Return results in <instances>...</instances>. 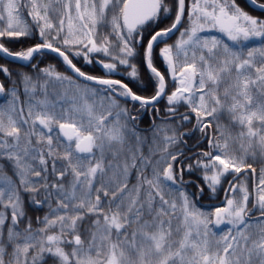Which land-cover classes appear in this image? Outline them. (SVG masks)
Returning <instances> with one entry per match:
<instances>
[{
	"label": "snow or ice",
	"instance_id": "snow-or-ice-1",
	"mask_svg": "<svg viewBox=\"0 0 264 264\" xmlns=\"http://www.w3.org/2000/svg\"><path fill=\"white\" fill-rule=\"evenodd\" d=\"M250 2L264 10V3ZM60 5L62 10L57 7ZM22 10L31 17L43 42L21 51H10L0 43V53L30 62L42 50H51L63 58L78 78L99 87L81 88L71 77L51 66L31 65L47 78L42 83L39 75L34 78L28 73H18L25 95L33 99L25 114L23 107L16 106L18 89L13 86L9 90L12 97L9 109L0 108V158L13 163L14 174L19 179L17 187L12 180L0 178L3 184L0 205L11 208V227L6 232V218L0 214V237H3L0 264H28L27 256L36 248L40 255L52 254L62 264H264V168L260 170L251 208L253 194L246 183H241L230 185L232 195L226 194L223 207H215L214 212L200 211L193 198L202 196L204 189L199 188L195 193L184 190L188 183L183 178L184 161L190 157L177 145L184 143L187 133L178 132L179 123L168 122L176 118L173 106L187 103L196 115L197 127L205 132L226 110L232 121L244 129L239 133L240 140L247 138L250 148L251 141L257 138L260 158L264 161V134H261L264 132V19L249 15L237 0H193L190 10L186 8V0H175L174 7H169L166 0H0V22L6 20V26L0 28V38L31 35V29L21 18ZM173 11L174 20L169 27L153 28ZM50 13L60 14L58 24L52 22ZM186 14L189 26L180 31L174 44H165L160 49L173 80L179 79L180 87L167 95L170 107L161 125L153 121L149 128L138 131V117L121 108L114 97L137 101L142 108L151 106L159 112L155 102L166 95V83L165 76L153 65L154 46L163 42L162 37L179 31ZM100 27H110L115 44L108 36L97 43L95 37ZM212 29L226 36L232 45L217 36L202 35ZM254 41L260 47L247 48V43ZM56 45H62L64 50ZM75 46L84 49L76 51L75 56L83 55L91 63L89 54L103 53L115 61H98L103 69L111 74L117 71V64L126 65L132 69L131 77L138 73L130 58L137 55V47L142 48L146 66L157 80L155 95L140 96L121 80L87 75L69 58L70 49ZM112 48L118 49L117 55L111 54ZM174 49L176 58L184 57L178 77ZM0 72L11 75L3 65ZM225 81L231 82L220 94ZM50 84H67L75 94L69 96L66 89L55 101L50 100ZM253 89L257 91L255 96ZM38 90L44 99H34ZM0 93H5L3 83ZM51 95H56L54 89ZM114 109L119 111L114 113ZM188 120L189 114L181 115V121ZM216 131L224 143L209 140L212 150L199 153L202 159L195 165L206 172L215 169L211 176L203 177L212 193L216 192L221 178L230 172L255 174L256 168L247 161L257 158V153L249 152L242 143L241 154L229 155V140L233 138L230 134L225 137L219 124ZM161 132L165 133L162 137L158 135ZM142 133L151 134V145H156L159 139L164 147L149 146L148 155H144L149 136ZM50 159L51 173L58 181L51 185L47 182ZM193 167L187 165L189 171ZM69 174L73 179L66 187L64 181ZM133 175L136 183L131 184ZM40 181L44 183L38 186ZM51 189L59 197L53 214H64L55 215V219L45 217L42 229L33 230L29 223L22 231L18 230L25 215L20 191L38 195L41 190L51 194ZM254 212L260 216L254 217ZM86 217H95L83 230L87 247L78 231ZM225 224L229 226L227 233L211 239L216 235L213 227ZM57 226L58 234H47ZM254 226H259L258 231H252ZM68 234H72V240L65 239ZM62 244H73L72 252H65ZM21 255L25 257L23 262ZM5 256L9 259L5 260ZM32 264H38L36 256Z\"/></svg>",
	"mask_w": 264,
	"mask_h": 264
},
{
	"label": "flooded vegetation",
	"instance_id": "flooded-vegetation-1",
	"mask_svg": "<svg viewBox=\"0 0 264 264\" xmlns=\"http://www.w3.org/2000/svg\"><path fill=\"white\" fill-rule=\"evenodd\" d=\"M105 33H107L108 36H111L110 35L111 31H108V30L106 32L102 31L100 34H98V37L97 36L95 37L97 39L98 44L101 43L103 37L105 36ZM175 33L171 34L170 36L174 35ZM170 36L169 37H162L161 40L163 42L158 44V53H157L158 62L155 61V57L153 54V65H154V67L157 68V70L159 72H161V74H163L165 76V83H166V89H165L166 95L162 96L158 100V102L155 103V108L159 109V112L157 113L156 111H154L153 107H151V106L147 107L146 109L142 108L140 103H139L140 106L138 108L132 109V107H135V105H134L135 102L130 101V100L125 99V98H121L119 96L114 97L115 99H119L121 102H123L127 105V107H128L127 110L129 111L130 115L138 117L137 122H136L138 125V129H137L138 131L141 129L149 128L152 125L153 121H155V124L157 126L161 125L163 120L167 117V115H168L167 109H168V107H170L168 105L167 95H170L173 91L176 90L177 87H180L179 79L173 80L172 74L170 73V70L167 67V63L160 54V49L163 48L165 46V44H174L179 39L178 37H176L175 41L174 40L170 41V39H169ZM61 50H64V48L61 47ZM79 51L83 52L84 49L82 47H80ZM110 51H111L112 55L118 54V51L114 50L113 48L110 49ZM173 52H174V60L176 62V74L178 77V73L180 72V69L184 66V57L182 56L181 58L180 57L176 58L175 57V49L173 50ZM190 55L191 54H189V60H188L189 63H191ZM69 57L71 58V55ZM75 57L78 58L81 63H84V62L88 63L85 60L83 55L75 56ZM88 59L91 60L93 62V64H95L102 71V75H100L101 77H105L107 79L121 80L122 83L126 84L122 80V75L124 74L125 71L120 67L119 64H117V71L114 73H111L109 75H106L104 69L98 64V61H103L104 63L115 62V61L109 59V57L105 56V54H103V53H91L88 55ZM144 63L146 65L145 60H144ZM122 66L126 67V65H122ZM133 92H135V91H133ZM136 94H138V93H136ZM144 97H147V96H144ZM149 97H151V96H149ZM173 107H175V109H176V118H175V120H171L168 122L173 124V125H176L177 123H179L180 127L178 128V132L187 133V135H185L183 137L184 143L178 144L177 148L181 152H183L186 157H190V159H187L186 161H184L185 171H184V177H183L184 181L188 182L185 185L187 187H189V185H191L196 179H199V178L197 176H194L193 174H191V172H189V170L187 169V165L188 164L195 165L198 160L202 159V157H200L198 155L199 153L212 150L209 148L208 142H209V140L215 139V129L212 126L211 128L206 129L205 132H201L199 130V128L197 127L196 115H195V113L191 112V108L187 103L182 102L181 104L175 105ZM146 113L148 114V116H147L148 118L146 120H144ZM182 114H189V120L188 121H181V115ZM142 134L149 136V139L151 137L150 133H142ZM164 134L165 133L161 132L158 135L162 137ZM168 134L170 135L171 133L169 132ZM157 144L159 145L160 148L163 147V145H164L163 142L159 139L157 140ZM205 161H207V160H204V162ZM236 174H234L233 172H230L229 179H232ZM186 190L188 192L194 193L193 189L187 188ZM228 192H229V189H228ZM224 194L222 197H224ZM206 197L207 196H205V191H204L202 196L195 197V199L197 200V204L201 207L208 208V206H209L208 204H217L218 203L215 201H212V202L206 201L205 200ZM225 197H226V195H225ZM225 202H226V200L224 201V203ZM21 207H22L25 215L23 218L20 219L19 228H18V230H20V231H22L24 228H26L29 223L31 224V227L33 230L42 229L45 227V224L43 223L44 218L48 217V219H52V217H53L52 216L53 211L51 212V210L47 209V206H45L43 204L42 205H37V204L21 205ZM0 214H3L6 218V224H5V232H6L7 227H11V208L5 209L3 207V205H0ZM258 216H255V217H258ZM47 234L50 235V231ZM0 239H3V237H0ZM37 250L39 251V248L30 250V252L27 256L28 264H32V259L34 256L37 257L38 264H47L46 260L49 259L48 253L45 252L42 255H40L39 252H37ZM7 251L10 254L12 252V247L9 246ZM8 259H9V257L5 256V260H8ZM24 259H25V257L23 255H21V261L22 262L24 261Z\"/></svg>",
	"mask_w": 264,
	"mask_h": 264
},
{
	"label": "trees",
	"instance_id": "trees-1",
	"mask_svg": "<svg viewBox=\"0 0 264 264\" xmlns=\"http://www.w3.org/2000/svg\"><path fill=\"white\" fill-rule=\"evenodd\" d=\"M257 1L260 3H264V0H257ZM166 2H167V5L169 7H174L175 0H166ZM192 3H193V0H186V8L190 10ZM237 3L241 8H243L244 11L248 12L249 15L264 19V11L254 8L252 5H250L248 3L247 0H237ZM174 15H175V12L173 11L172 13H170L168 15L167 18L162 17L160 20L159 26L156 27L155 25H153V28H155V30H159L160 28L169 27L174 20ZM22 19H23V21H25L27 23L28 27L31 29V35H29L28 37H21L18 39L17 38H0V42L3 43L5 45V47L9 48L10 51L25 50L28 47H32L37 43L43 42L42 38L39 36L38 29L34 26V22L32 21L31 17L27 15V12L22 13ZM188 26H189V23H188L187 14H186L184 17L182 26L179 27V31H177L174 35L170 36V38H169L170 41H173V40L175 41L176 37L179 38L180 37V31H183ZM102 30L104 32H106L107 30L111 31L110 27H102ZM148 31H152V28H149ZM145 35L147 36V33H145ZM202 35L208 36V37L217 36L218 38L224 40L225 43H228L230 46L232 45V42L227 40V37H225L222 33L218 32L215 29L205 31L204 33H202ZM105 36H108L107 33H105ZM108 38H109V40L114 42L113 44L116 43L115 37L113 35L108 36ZM146 43H147V41L145 40L144 41L145 47H146ZM258 45H259L258 41L248 42L247 48L258 47ZM56 46H60V45H56ZM61 47L63 48L62 45H61ZM247 48L245 49V53L247 51ZM113 49L118 51L117 48H113ZM157 53H158V45H156L154 47V51H153L155 61L158 62ZM71 58H72L73 62L77 66H79L83 71L90 73L92 75H95V76L102 75V71L95 64H93V62H91L90 64L86 63V62L81 63L79 61V59L76 58L73 54L71 55ZM130 63L136 65L138 74L136 77H131V76H129V73L131 72L132 69L128 66L125 67V66L120 65V67L125 71L124 74L122 75V80L126 84H128V86L133 91L138 93L139 95L147 96V97L153 96L155 94V91H156L157 80H156L155 76L147 69V67L144 63L143 49L142 48L137 47V55L134 58H130ZM32 64L37 65L38 68H47V67L51 66L54 68V70L56 72H59L64 76L71 77L73 80L77 79V77L74 76L66 68V66H65L64 62L61 60V58H59L55 54L47 53V52L39 53L34 57V59L32 60L30 65L24 66V65L19 64L16 61L6 57L4 54L0 53V65L7 67L11 73V75L6 76L3 72H0V80L4 84L5 89H6L5 95L0 99V108L5 109L6 111L9 109V108H7V105L9 104V101L12 99V97L9 94V90L13 86H15L18 89V92H17L18 96L20 95L19 100L16 102V106L18 108L23 107L25 109V114L27 113V105L30 102V100L33 98L25 95L23 86L20 85V83H19L18 73H22V72L28 73V74L33 75L34 78L37 75H39L41 83L45 79H47L42 74H38L36 72V70L31 67ZM51 86L52 85H49V88H51ZM58 88L54 89V91L56 90L55 93H57ZM60 92H61V86H60ZM36 94L37 95L34 97V99H40L39 95H42V94L39 92V90L37 91ZM50 95H49V99H50ZM53 101H55V100H53ZM134 105H135V107H132V109L138 108L140 106V104L137 102H135ZM10 114H12L14 118H16L14 113H10ZM147 116H148V114L146 113L144 120H146L148 118ZM4 118L7 121V115H5ZM41 147L43 148V146H41ZM59 151H61V154H62V150H59ZM51 164H52V161L50 159L49 165H48L49 168H51ZM254 167L256 169H258V167L256 165H254ZM12 179L16 185L19 184L18 179H16L15 176H14V178L12 176ZM47 182L48 183L50 182V185L52 183H56L57 177L56 176L53 178L49 177V180ZM205 186H206V184L203 180L200 181L199 179H196L191 185H189V189H193V191L195 193V192L199 191V188H203L205 191V196H206L207 195L206 193H208L207 192L208 189ZM50 191L54 192V189H51ZM5 202H6V199H5ZM26 205H30V204L26 203ZM51 234L52 233L50 232V235ZM69 236L70 235H68L66 238H68Z\"/></svg>",
	"mask_w": 264,
	"mask_h": 264
},
{
	"label": "rangeland",
	"instance_id": "rangeland-1",
	"mask_svg": "<svg viewBox=\"0 0 264 264\" xmlns=\"http://www.w3.org/2000/svg\"><path fill=\"white\" fill-rule=\"evenodd\" d=\"M44 2H48V0H44ZM57 7H60L61 10H62V5L57 6ZM24 12H26V11H23L22 10V13H24ZM72 14H73V16H75V10H74V8H73ZM50 15L52 17V22L54 24H58L59 15L60 14L59 13H50ZM76 23L78 25V22H76ZM5 26H6V20L3 21V22H0V28H3ZM66 31H67V19L65 18V32ZM102 31H103L102 30V27L98 28L97 29L96 36L98 37V34H100ZM80 47L81 46L72 47L70 49L71 53L72 54H75L76 51H79ZM258 47H260V44L258 45ZM245 55H246V53H245ZM181 57L182 56H180V58ZM257 59H259V57H257ZM74 81L76 82V84L80 85L81 88H83L85 86L90 87V88L91 87H99L97 85H94V84H91V83H87V82H83V81H79V80H74ZM230 82L231 81H225L223 84H221L220 89H219V93L220 94L223 93V89L225 87H227L228 86V83H230ZM60 86H61V92H60ZM55 88H58L57 89V93H56L57 95H55V96L50 95V99L51 100H56L59 97V94L62 93L63 91H65L66 89H68V95L69 96H72L73 94H75V90L74 89H70L67 84H63V85L55 84V85H52L51 88H49L50 94H51L52 90L55 89ZM253 95L254 96L257 95L256 89H253ZM42 96L43 95H39L40 99H44L43 98L44 96L43 97ZM19 97H20V95H19ZM116 100L119 103V105H120L121 108H126V109L128 108L125 103L121 102L119 99H116ZM7 108H9V104L7 105ZM116 111H119V109H114L113 110L114 113ZM4 121H5V123H7V121H6L5 118H4ZM121 122L123 123V120ZM204 122L207 123V121H204ZM217 124L220 125L221 130L225 133V137H227L230 134L231 137L233 138V139H230L229 140V150H228V154L229 155H232L234 153L237 154V155L241 154V151H242L240 149V144L241 143L244 145L245 148H248V151L249 152H256L257 153V158L255 160L249 158L248 161H247L248 163H251L253 167H254V165H256L258 167V169H256V173H255V175L257 177V183L256 184H253L252 183V174H251L250 171L243 173L242 176L239 175L240 177L238 176L236 178V180L234 181V183H233V184H237V185H239L241 183H246L247 184L248 189H249V192L253 194L252 201L249 203V208H251L252 207V203L255 201V192H254V189H255L256 185L258 184V182H259L260 170H261V168H264V161H262L261 158H260V151H261V149H260V146L258 144V140H257V138H254L251 141V147L250 148H249V141H248L247 138H244L243 140H240L239 139V133L241 131H243L244 129H242L239 125L235 124L232 121L230 114L225 110V111H222V113L219 115V117H218L217 120H215V121L212 122V126L214 127L215 133H216L215 134V140H218V142H220V143H224V138L223 137H220L219 133L216 131V125ZM257 127H258V125H257ZM261 134H264V132H262ZM33 143H35V139L33 140ZM41 146L44 147V145H38V147H41ZM149 146H152L153 149L159 147L158 144L151 145V137H150V139H149V145H147V146H145L143 148L144 155H148V147ZM163 147H164V145H163ZM163 147H161V148H163ZM214 154H216V153L214 152ZM207 162L208 161H205L204 163H207ZM195 165L192 168V170L189 171V172H191V174H193L194 176H197L200 181L203 180L205 182V184H206L205 187L208 189L207 190L208 193H206L207 194L206 195L207 197L205 198V200L206 201H210V202H212V201L220 202L222 200V198H223L222 196L225 193V190L227 189V186H228L229 182L231 181V179H229V174L230 173L226 174L225 177H222L221 178V183H220V185L217 186L216 192L215 193H212L209 190V188L207 187V182L203 179V177L205 175L211 176L212 173H213V171H215V169L214 170H209V171L206 172L205 169H203L202 167H195ZM57 167H60V164L59 163L57 164ZM37 170H39L38 167H37ZM14 173H15V167H14L13 163L11 161H9L8 159L0 158V178H5L6 177V178H8V179H10V180L13 181L12 176H13V178L15 176L16 179H18V177ZM234 174H236V173H234ZM134 175H133V178L130 181L131 184L136 183V180L134 178ZM149 176H150V173H149ZM49 177L50 178L55 177L51 173V168H49L48 180H49ZM72 179H73V177H72L71 174H69L66 177V179L64 181L66 187L68 185V182H70ZM18 183H19V179H18ZM43 183H44V181H40L38 186H41ZM49 184H50V182H49ZM14 185L17 186V187L19 186V184L16 185L15 183H14ZM0 186H3V184L0 183ZM96 186L99 187L100 185L97 184ZM184 190H186V186L185 185H184ZM227 195L229 197H231L232 194L229 191L227 193ZM58 199H59V197L57 196L55 190H54V192H51V194H49V191L41 190L38 195L29 193V192H26V191H20V201H21V205H26V203H29L30 205H34L35 204L34 200H40V201H42L41 203L43 205L47 206V209H50L51 210V212H52V210L56 209L57 203H58ZM102 199H103V197H102ZM193 199L196 201V207L200 211H204V212H209V211L214 212L215 211V207L214 206H211L210 208H203V207H201V206H199L197 204V200L195 199V197ZM225 204H226V202L224 204H222V205L217 206V207H223ZM63 214H64L63 212H59V213H55V214L52 213V216H53L52 219H55V215H63ZM259 214H260L259 212H254L253 213V216L255 217V216H258ZM93 219H95V217H86L85 220L83 222H81L80 228L78 229V231H80V233H81V238L85 240V247H87V239H86V234L83 232V230L86 229V228H88L90 226L91 221ZM134 227H135V225H133V228ZM258 227L259 226H254L253 229H252V231L253 232L258 231ZM228 228H229V226L226 225V224L225 225L218 226V227H213L212 231L214 233H216V235L213 236V237H210V238L213 239V240L219 239L220 236H222V235H224V234L227 233ZM59 231H60L59 226H57L56 228L50 230V232L52 234H58ZM68 235H70L68 237L69 239L66 238ZM68 235L65 236V239L66 240H72V234H68ZM61 246L64 248L65 252H67L69 254L72 252L73 247H74L73 244H62ZM37 252H39V251L37 250ZM93 257L95 258V254L94 253H93ZM48 258L49 259L46 260V263L47 264H62V261L59 258H57L56 256L52 255V254H49L48 253Z\"/></svg>",
	"mask_w": 264,
	"mask_h": 264
},
{
	"label": "water",
	"instance_id": "water-1",
	"mask_svg": "<svg viewBox=\"0 0 264 264\" xmlns=\"http://www.w3.org/2000/svg\"><path fill=\"white\" fill-rule=\"evenodd\" d=\"M249 2H250V0H248ZM258 3V2H257ZM250 4H252L256 9H258V10H262V9H260V8H258L257 6H256V4H254V3H251L250 2ZM262 11H264V10H262ZM179 27V26H178ZM175 32V31H174ZM173 32V33H174ZM172 33V34H173ZM42 52H48V53H52V54H55V55H57V56H59L56 52H53V51H51V50H47V49H45V50H42ZM6 57H8V58H10V59H12V60H14L12 57H10V56H6ZM60 57V56H59ZM62 60H63V58L62 57H60ZM70 58V57H69ZM14 61H16V62H19L20 64H22V65H24V66H28L29 64H30V62L29 61H22V60H14ZM100 66H101V63H98ZM66 66H67V68L74 74V75H76L70 68H69V66L66 64ZM102 67V66H101ZM82 71V70H81ZM104 71H105V74L106 75H109V73L107 72V70H105L104 69ZM150 71V70H149ZM170 73H171V71H170ZM180 73V72H179ZM179 73H178V76H179ZM87 74V73H86ZM172 74V73H171ZM87 75H89V74H87ZM77 76V75H76ZM102 78V77H101ZM80 80H82V81H84L83 80V78H79ZM105 79H107V78H105ZM85 82V81H84ZM0 83H1V81H0ZM88 83H92V84H94V82H88ZM4 95V93H0V98L2 97ZM122 98V97H121ZM128 100H130V99H128ZM131 101V100H130ZM133 102H137V101H133ZM156 103V102H155ZM241 173H243V172H241ZM241 173H239V174H237L232 180H231V182H230V184H229V186H228V189H229V187H230V185L233 183V181L241 174ZM253 176H254V184H255V182H256V175L255 174H253ZM228 189H227V191H228ZM227 194V192L225 193V195ZM224 201H225V196H224V198H223V200L220 202V203H218V205L219 204H222V203H224ZM38 205H41L40 203L38 204Z\"/></svg>",
	"mask_w": 264,
	"mask_h": 264
}]
</instances>
